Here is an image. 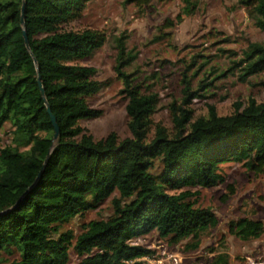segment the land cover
Wrapping results in <instances>:
<instances>
[{"label":"trees","instance_id":"obj_1","mask_svg":"<svg viewBox=\"0 0 264 264\" xmlns=\"http://www.w3.org/2000/svg\"><path fill=\"white\" fill-rule=\"evenodd\" d=\"M91 1L0 0V130L6 123L14 129V146L0 150V251L19 255L0 264H69L72 246L78 264H126L151 254L133 241L153 232L176 243L196 241L216 227L217 218L196 207L198 194L184 189L215 186L219 166L230 161L264 173V105L254 100L228 116L210 107L207 117L194 121L189 111L173 109V133L157 126L151 135L158 100L142 94L125 73L138 54L127 52L122 38L115 72L127 98L130 137L121 140L112 133L96 141L81 128L80 121L101 116L87 104L101 84L94 80L95 69L78 62L106 39L64 26ZM181 1L182 13L192 16L199 0ZM237 3L264 34V0ZM235 66L242 81L260 76L264 89V40L249 44ZM182 83L188 95L186 76ZM47 106L59 130L56 141ZM114 194L119 199L113 201L112 217L87 223L76 238L60 231ZM229 233L244 242L257 240L264 225L240 219ZM209 264L231 262L218 252Z\"/></svg>","mask_w":264,"mask_h":264},{"label":"rangeland","instance_id":"obj_2","mask_svg":"<svg viewBox=\"0 0 264 264\" xmlns=\"http://www.w3.org/2000/svg\"><path fill=\"white\" fill-rule=\"evenodd\" d=\"M182 11L181 0H93L64 26L67 31L99 32L106 39L91 57L78 62L95 69L94 80L101 84L100 91L87 99L89 107L99 110L101 116L79 122L94 140L112 133L121 140L130 137L127 98L115 72L120 38L127 52L138 54L125 73L142 94L156 95L158 100L150 118L151 135L157 126L173 133V109L189 111L194 121L207 117L210 107L219 116H228L236 109H244L249 100L264 105L261 77L242 81L241 70L235 66L249 44L264 40L247 10L237 0H199L192 16L187 17ZM184 76L190 82L188 95L184 93ZM13 131L10 123L0 130V150L14 146ZM219 174L220 179L211 188L184 189L198 194L196 207L212 210L217 218L216 227L200 234L196 241L176 243L160 238L156 232L135 239L133 245L151 253L136 262L209 264L215 253L225 252L231 264H264V233L248 242L229 233L230 224L240 219L264 225V173L249 171L243 163L230 161L219 166ZM118 199L119 195L114 194L83 216L63 224L60 231H71L76 238L87 223L112 217L113 201ZM194 245L197 247L193 248ZM0 260L16 261L19 255L15 251H0ZM79 261L72 246L69 264Z\"/></svg>","mask_w":264,"mask_h":264},{"label":"water","instance_id":"obj_3","mask_svg":"<svg viewBox=\"0 0 264 264\" xmlns=\"http://www.w3.org/2000/svg\"><path fill=\"white\" fill-rule=\"evenodd\" d=\"M22 12H23V7H22ZM21 26H22V28H23V33H22V35H23V39H24L25 46H26L27 49H29L28 39H27L26 33H25V31H24L23 14H22V16H21ZM34 63H35V60H34ZM37 83H38V85H39L40 92H41V94L43 95V88H42V86H41V78H40L39 75H38V77H37ZM47 112H48L49 115H50L51 123H52V125H53V127H54V131H55V134H54V138H53V140L56 141V140H57V137H58V132H59V130H58V127H57V125H56L55 118L52 116V114H51V112H50V108H49V106H47Z\"/></svg>","mask_w":264,"mask_h":264},{"label":"built area","instance_id":"obj_4","mask_svg":"<svg viewBox=\"0 0 264 264\" xmlns=\"http://www.w3.org/2000/svg\"><path fill=\"white\" fill-rule=\"evenodd\" d=\"M138 260H141V259H138ZM137 260L135 261H130V262H127L126 264H139V262H136Z\"/></svg>","mask_w":264,"mask_h":264}]
</instances>
